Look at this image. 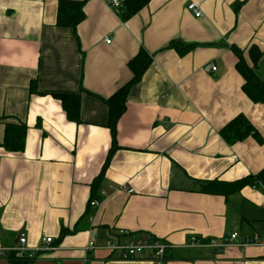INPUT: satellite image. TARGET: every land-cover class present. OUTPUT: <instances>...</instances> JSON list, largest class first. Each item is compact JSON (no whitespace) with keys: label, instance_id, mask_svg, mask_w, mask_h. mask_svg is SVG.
Returning a JSON list of instances; mask_svg holds the SVG:
<instances>
[{"label":"crops","instance_id":"1","mask_svg":"<svg viewBox=\"0 0 264 264\" xmlns=\"http://www.w3.org/2000/svg\"><path fill=\"white\" fill-rule=\"evenodd\" d=\"M118 1L86 0L74 33L56 25L58 0H0V247L19 245L23 233L28 259L47 246L43 236L56 242L64 228L53 249L26 264H264V183L199 190L200 181L228 183L264 168V103L242 91L230 48L251 63L256 45L264 75V0H149L127 18ZM191 1L201 16L186 9ZM172 40L194 47L180 55L167 47ZM140 48L152 60L129 89L116 124L119 148L95 189L103 197L88 208L111 144L103 100L131 79L128 61ZM54 93L79 95L80 122L67 119ZM239 113L261 143L221 138ZM6 123L26 126L22 151L1 145ZM235 231L260 244L234 240L220 251L187 244ZM144 234L171 245L166 261L122 259L105 246ZM89 241L95 246L87 249ZM13 256L6 249L0 264Z\"/></svg>","mask_w":264,"mask_h":264},{"label":"trees","instance_id":"2","mask_svg":"<svg viewBox=\"0 0 264 264\" xmlns=\"http://www.w3.org/2000/svg\"><path fill=\"white\" fill-rule=\"evenodd\" d=\"M148 1L149 0H123L120 6L122 18H127L134 15L140 9H142L148 3ZM85 2L86 0H58L56 25L60 27H69L75 33L77 24L84 18V12L82 8ZM167 47L174 48L180 55H183L184 53L190 51L194 47V45L185 44L180 40H172ZM230 48L237 58L235 68L244 80L242 84V91L252 102L264 103V75L262 76L258 73V62L262 56L261 50L256 45H251L248 49V55L251 63H247L241 49L234 45H231ZM151 60L152 56L143 48H140L137 54L128 61V67L132 72L131 79L121 87H119L111 96L103 100L108 110L107 127L110 130L111 144L100 174L91 183L92 194L90 197V201L93 200V198L101 199L103 197V194L96 195L95 189L98 186V182L102 178L103 170L108 166L112 155L119 148V146L116 144L115 139L117 121L125 111L126 99L129 89L132 85L140 81ZM30 90H35L33 84H31ZM53 95L56 99L60 100L61 106L66 114L67 119L75 123L80 122L79 95L66 93H54ZM219 134L221 138L229 145L241 141L249 135L258 138L257 140L260 143L263 141L262 138L258 137V131L243 113L237 114L227 123H225L220 128ZM25 135L26 126L24 124L6 123L1 145L10 151H22L25 143ZM251 181H260L264 183V168H262L255 175L228 183L216 179L200 181L199 190L201 192L210 194H225L231 191L238 190L244 184ZM90 201L88 203V208L90 206ZM65 233L66 230L62 228L57 241L54 242V240L52 239V246H55L56 243L59 242V240L65 235ZM197 239L200 240V238L198 237ZM201 240L209 241L208 239ZM168 252L169 250H165L163 261L167 260V257L169 256ZM32 259L33 258L25 259L24 257L13 256L11 258V264H26L27 262H29V260L31 261Z\"/></svg>","mask_w":264,"mask_h":264},{"label":"built area","instance_id":"3","mask_svg":"<svg viewBox=\"0 0 264 264\" xmlns=\"http://www.w3.org/2000/svg\"><path fill=\"white\" fill-rule=\"evenodd\" d=\"M111 3L114 6L119 5L118 0H111ZM186 9L191 11L196 17L201 16L202 12L199 9L198 5L191 1L187 4ZM105 42L109 43L110 39L109 37H105ZM212 70H216V66H211ZM102 194H104V191H101ZM98 200H91L90 205H97ZM124 233L123 231H121ZM234 240H237V245L242 246L243 248L248 245H258L260 244L257 237H240L238 235V232H232L228 237H222L220 241L210 239L209 241H200L197 239L196 236H192L187 243L188 246H194V245H210L217 251H220L225 246L233 243ZM42 243L46 244L45 248H39L36 249L34 252H31L28 254L30 258L36 257L40 252H43L44 250H51L54 248V246L51 245L52 238L50 236H43L41 238ZM19 245H15L13 247H0V258L4 257L5 250L14 251L17 253L19 257H23L24 251L26 249L25 243H26V237L23 233H20L18 238ZM95 246L94 241H89L87 245V249L93 248ZM106 247L110 248L114 253H117V256L122 259H131L139 254L146 255L149 259L157 260L158 262L163 261V255L165 250H169L171 245L167 242L153 236L152 234H144L141 237L135 238L133 240H130L124 244H118L113 242H107Z\"/></svg>","mask_w":264,"mask_h":264}]
</instances>
